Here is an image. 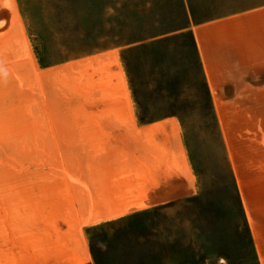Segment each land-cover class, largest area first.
Here are the masks:
<instances>
[{"label": "rangeland", "instance_id": "obj_1", "mask_svg": "<svg viewBox=\"0 0 264 264\" xmlns=\"http://www.w3.org/2000/svg\"><path fill=\"white\" fill-rule=\"evenodd\" d=\"M183 1L187 21L174 0H0V210L75 178L66 144L88 118H111L76 98L81 62L120 50L131 118L179 120L196 196L91 231L96 264H256L191 38L147 42L264 0Z\"/></svg>", "mask_w": 264, "mask_h": 264}, {"label": "crops", "instance_id": "obj_2", "mask_svg": "<svg viewBox=\"0 0 264 264\" xmlns=\"http://www.w3.org/2000/svg\"><path fill=\"white\" fill-rule=\"evenodd\" d=\"M185 26L156 39L191 38L253 256L264 264V3ZM119 51L81 62L76 98L111 118H88L90 129L75 131L66 144L74 179L51 180L57 189L1 206L0 264H96L91 231L196 196L179 120L131 118Z\"/></svg>", "mask_w": 264, "mask_h": 264}, {"label": "trees", "instance_id": "obj_3", "mask_svg": "<svg viewBox=\"0 0 264 264\" xmlns=\"http://www.w3.org/2000/svg\"><path fill=\"white\" fill-rule=\"evenodd\" d=\"M174 6H175V9L179 12V14L181 16L184 17V19L187 21L188 20V17H187V12H186V9H185V4H184V1L183 0H174ZM186 26H181V27H178L177 29H175L174 31H170L168 33H165V34H161V35H156L155 37L153 38H150L151 41H149L148 43L149 44H157L163 40H159V39H156L162 35H166V34H170V33H173V32H178V31H181L182 29H184ZM129 51V49H125L122 51V53H125ZM198 64V62H197ZM199 66V65H198Z\"/></svg>", "mask_w": 264, "mask_h": 264}]
</instances>
